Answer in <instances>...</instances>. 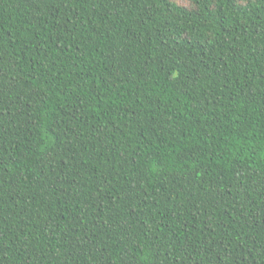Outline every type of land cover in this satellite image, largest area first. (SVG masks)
Masks as SVG:
<instances>
[{"label":"trees","instance_id":"16d2710c","mask_svg":"<svg viewBox=\"0 0 264 264\" xmlns=\"http://www.w3.org/2000/svg\"><path fill=\"white\" fill-rule=\"evenodd\" d=\"M0 264H264V0H0Z\"/></svg>","mask_w":264,"mask_h":264},{"label":"rangeland","instance_id":"374dc122","mask_svg":"<svg viewBox=\"0 0 264 264\" xmlns=\"http://www.w3.org/2000/svg\"><path fill=\"white\" fill-rule=\"evenodd\" d=\"M182 4L186 1V0H179Z\"/></svg>","mask_w":264,"mask_h":264}]
</instances>
